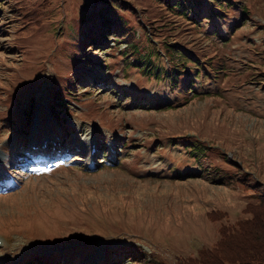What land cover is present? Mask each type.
<instances>
[{
    "label": "rangeland",
    "instance_id": "rangeland-1",
    "mask_svg": "<svg viewBox=\"0 0 264 264\" xmlns=\"http://www.w3.org/2000/svg\"><path fill=\"white\" fill-rule=\"evenodd\" d=\"M131 1L140 7V0ZM1 7L0 167L8 169L1 170L5 178L0 188L10 190L6 181L13 179L20 184L24 178V184L42 189L35 194L40 201L26 199L25 190L0 197V218L20 214L25 208L35 213L36 206L41 209L44 203L43 210L48 211L54 208L47 204L50 198L58 197L61 204L56 206L57 211L72 210L83 205L81 199L96 198L95 203L102 199L122 208L126 215L120 216L112 229L81 225L69 212H63L53 227L38 223L32 229L19 225L20 229H11L7 235L0 231V264H24L35 255V264H148V260L160 258L173 262L214 243L217 225L206 219L208 212L223 211L233 223L243 219L245 204L257 203L256 195L244 185H259L264 190V85L242 83L244 68L237 61L263 60L261 17L256 21L262 26H252L248 21L244 33L234 36L225 50V55L232 58L226 79L196 88L198 93L214 91L220 96L218 109L205 115L204 102L181 108L180 113L138 111L125 106L126 102L111 92L115 83L134 87L131 94L136 98L146 90L147 96H155L160 102L170 97L167 85L157 87L142 80L134 68L121 74L116 62H122L119 54L124 44L115 51L111 79L109 69L105 74L97 67L74 76L79 56L76 42L83 40L99 16V7L90 0H6ZM255 8L264 11V2L255 4ZM232 23L229 20L226 24ZM228 31L225 26L223 32L228 35ZM134 32L140 38L137 25ZM216 47L221 53V44ZM95 52L92 55L102 60L108 57L107 53ZM68 75L77 77L78 84L75 96L68 97L69 110L64 112L65 124L73 129L65 138L58 126L62 122L52 130L47 113L52 122L60 120L52 108L53 89L59 88ZM98 79L104 82L97 84ZM83 87L95 92L91 94L93 101L106 106V111L97 112L93 118L86 116L93 98L82 95ZM31 98L36 103H29ZM33 113L31 129L23 138L21 132ZM190 123L196 124L190 127ZM168 124L190 129L171 136L173 141L182 136L175 145L161 137L162 146H155L159 132H166L162 128ZM91 138L97 142V149L89 155L90 144L86 142ZM192 139L201 140L209 149L200 162L186 147ZM46 140L63 147L46 151L47 147L40 144ZM39 148L49 153V165L42 164L43 156L36 152ZM221 155H226L229 162ZM45 185H52L47 193ZM60 227L65 229L60 231ZM141 256L146 262L136 259Z\"/></svg>",
    "mask_w": 264,
    "mask_h": 264
},
{
    "label": "trees",
    "instance_id": "trees-1",
    "mask_svg": "<svg viewBox=\"0 0 264 264\" xmlns=\"http://www.w3.org/2000/svg\"><path fill=\"white\" fill-rule=\"evenodd\" d=\"M90 1L94 6L99 7V16L93 27L86 32L83 40L76 42L79 56L76 59L77 66L73 69V75L76 76L77 72L84 71L86 68L94 71V67H97L105 74L109 69L107 73L111 79L112 72H114L112 65L115 51L118 50L120 44H124V49L119 54L122 62H116L117 66L121 67V74L131 67L137 70L135 75L142 80L146 79V82L154 83L157 87L159 84H163L169 88L170 100L160 102L155 96L152 98L147 96L148 90L140 93V96L136 98L131 94L133 93L131 89L134 90V87H125L115 83L111 92L120 96L121 102H126L125 106H130L138 111H177L180 113L181 108L196 102H204L205 115L213 114V111L220 105L219 94L214 91L198 93L196 88H204L205 84L215 82L218 78L226 79L232 58L225 55V50L230 46L232 38L239 33H244L243 30L248 21L253 24L252 26H262L263 23L259 24L256 21L257 17L264 20L263 9L261 8L262 11L259 12L255 8V4L258 6L264 0H140V7L131 0ZM5 3L6 0H0V12L1 6ZM229 20L234 23L227 25ZM135 25L141 31L140 38H137L134 32ZM225 26L229 28L228 35L223 32ZM80 42L82 45H79ZM109 43H112L113 46L110 47ZM217 43L221 44V53L220 48L216 47ZM255 49L256 45L250 53ZM93 52L100 55L107 53L108 57L102 60L99 55H92ZM261 58H263L262 61L255 63L245 62L244 59L237 61L240 68H244L245 75L241 79L242 83L264 85V56ZM101 81L102 79H98L96 83L99 84ZM77 84V77L68 75L59 88L53 89L52 108L60 120L52 122L49 114V122L53 126H51L52 130L62 122V125L58 126L65 138L70 136L73 129L65 124L64 112L69 110L68 97L74 95ZM88 90V87H83L82 95L86 99L93 98L91 107L87 111L88 114H86L87 117L93 118L97 112L106 111L107 107L96 105L93 101L95 92H87ZM84 92L87 93L84 94ZM59 98H61V102L57 101ZM29 103H36V101L31 98ZM144 104H148V106L145 107ZM33 114L29 115L26 120L27 126L21 132L23 138L30 130L29 124ZM195 124L190 123V127ZM190 127L169 126L168 124L162 128V130L167 129L166 132H159V135L162 136L158 135L155 146H162L165 138L168 144L175 145L178 141H173L171 136L183 135L189 131L185 130ZM178 130L180 131L178 132ZM118 143L121 144V142ZM59 146L63 147V144H59ZM186 147L191 150V156L199 162L201 157L205 156V151L209 150L201 140L194 139L189 140ZM65 149L68 151L67 148ZM221 157L223 161L229 162L226 155H221ZM102 165L103 163L98 168ZM114 165L117 167L115 163ZM23 181L24 178L20 184H17L13 179L6 181L10 190L0 188V197L25 190L23 194L26 199L40 201L36 195L42 187L38 189L39 185L34 187L29 183L28 185L24 184ZM48 181L47 179L46 182ZM48 183L50 184V182ZM33 187L34 191H32ZM43 187L46 189V193L52 189V185ZM244 189L256 195L257 203L244 205L241 210L242 220L231 223L228 221L227 214L220 210L206 214V219L217 225L216 238L211 247L202 248L195 255L181 257L173 262L160 258L148 260V264H264V190L260 189L259 185L249 186L247 184L244 185ZM52 196L58 197L56 194ZM59 198H50L47 204H53L54 208L48 211L43 210L46 207L44 203L41 209L35 205L37 210L35 213H31L30 208H25L20 214L12 217L4 216L7 217L6 219L0 218V231L7 235L12 232L11 229L17 230L19 225L20 228L26 225V228L32 229L38 223L53 227L59 221L57 216H61L60 213L63 212H69V215L76 222L79 221L78 223L81 225L89 227L99 225V227L106 226L112 229L120 222L118 221L120 216L126 215L122 208H114L102 199L95 203L96 198L92 200L84 198L80 200L83 203L82 206L78 205L77 208H71L72 210L63 208L57 211L56 206L61 204ZM44 200H46L45 197ZM29 202L31 203V201ZM92 207L94 208L92 209ZM63 229L65 228L60 227V231ZM50 234H55V231L52 230ZM83 256L85 257L86 254L83 253ZM37 258L35 255L24 264L31 263L30 261H33L31 264H35ZM136 259H143V262H146L143 256L136 257ZM43 263L41 262V264ZM105 264L109 263L105 261Z\"/></svg>",
    "mask_w": 264,
    "mask_h": 264
},
{
    "label": "bare ground",
    "instance_id": "bare-ground-1",
    "mask_svg": "<svg viewBox=\"0 0 264 264\" xmlns=\"http://www.w3.org/2000/svg\"><path fill=\"white\" fill-rule=\"evenodd\" d=\"M96 142H94V139H91V141H90V144H95ZM47 144V143H46ZM46 144H42V146L44 147V146H46Z\"/></svg>",
    "mask_w": 264,
    "mask_h": 264
}]
</instances>
